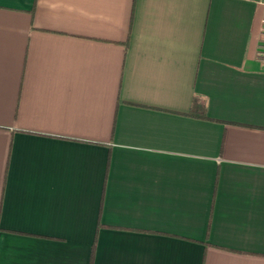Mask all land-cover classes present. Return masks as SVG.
<instances>
[{
    "label": "crops",
    "instance_id": "obj_1",
    "mask_svg": "<svg viewBox=\"0 0 264 264\" xmlns=\"http://www.w3.org/2000/svg\"><path fill=\"white\" fill-rule=\"evenodd\" d=\"M263 17L0 0V264H264Z\"/></svg>",
    "mask_w": 264,
    "mask_h": 264
},
{
    "label": "built area",
    "instance_id": "obj_2",
    "mask_svg": "<svg viewBox=\"0 0 264 264\" xmlns=\"http://www.w3.org/2000/svg\"><path fill=\"white\" fill-rule=\"evenodd\" d=\"M260 34H261V39H260V43H259V49H258V58L264 62V17L262 19V25H261V30H260Z\"/></svg>",
    "mask_w": 264,
    "mask_h": 264
},
{
    "label": "trees",
    "instance_id": "obj_3",
    "mask_svg": "<svg viewBox=\"0 0 264 264\" xmlns=\"http://www.w3.org/2000/svg\"><path fill=\"white\" fill-rule=\"evenodd\" d=\"M200 99H201V97H199L198 95H196L194 97V100H193V110H194V108L196 106V103L199 102ZM201 104L203 105L202 106L203 107V113H204L203 115L206 116V114H205L206 111H205V101H204V99L201 100ZM102 224L103 223L101 221H99L98 222V227H100ZM93 261H94V254H92V256H91V263L90 264H93Z\"/></svg>",
    "mask_w": 264,
    "mask_h": 264
}]
</instances>
